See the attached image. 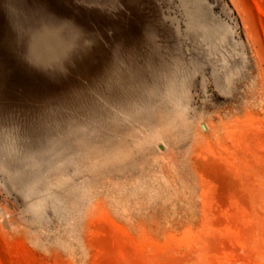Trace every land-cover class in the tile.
Wrapping results in <instances>:
<instances>
[{"label":"rangeland","instance_id":"obj_1","mask_svg":"<svg viewBox=\"0 0 264 264\" xmlns=\"http://www.w3.org/2000/svg\"><path fill=\"white\" fill-rule=\"evenodd\" d=\"M156 4L56 74L96 0H0V264H264V0Z\"/></svg>","mask_w":264,"mask_h":264},{"label":"snow or ice","instance_id":"obj_2","mask_svg":"<svg viewBox=\"0 0 264 264\" xmlns=\"http://www.w3.org/2000/svg\"><path fill=\"white\" fill-rule=\"evenodd\" d=\"M93 0H84V3H91ZM97 10L102 15L106 27L105 30L99 34L87 33L81 29H71L73 39L69 42L65 49V52L59 57L55 64L56 74H63L67 69L68 57L73 53H79L81 57L85 59L95 49L96 44L101 38H107L109 35V28L113 37L116 36L118 30H122L124 22H131V14L143 13L149 9H154L155 14L152 16L140 17V29L142 35L151 36L154 33L159 34L158 25L165 24L162 17L159 16V6L156 4V0H96ZM13 31L17 33V48L16 51L25 60L32 63L34 66L40 67L41 64L34 57L25 55V45L27 37L29 35H35L37 33H43L53 27L63 28L65 32L68 31L66 26L59 25L57 19L49 13L47 9L41 8L38 10V14L35 15L29 25L21 26L18 24H12ZM31 29L29 32L28 29ZM121 48L113 46L112 53L119 55ZM78 89L69 88L67 95H77Z\"/></svg>","mask_w":264,"mask_h":264}]
</instances>
